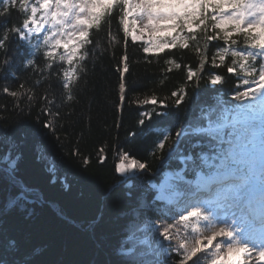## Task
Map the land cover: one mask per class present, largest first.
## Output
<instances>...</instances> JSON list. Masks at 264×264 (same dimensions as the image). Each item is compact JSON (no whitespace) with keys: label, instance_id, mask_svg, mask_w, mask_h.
Returning a JSON list of instances; mask_svg holds the SVG:
<instances>
[{"label":"snow or ice","instance_id":"snow-or-ice-1","mask_svg":"<svg viewBox=\"0 0 264 264\" xmlns=\"http://www.w3.org/2000/svg\"><path fill=\"white\" fill-rule=\"evenodd\" d=\"M13 10L22 19L9 24ZM114 16L119 20L125 48L116 69L120 73L118 111L126 95L129 37L134 43L144 41V53L159 56L168 50L169 57L164 60L170 66L167 71L182 68L172 58V49L189 50L198 57L195 68L183 66L187 69L185 85L172 91L170 97L158 98L153 93L133 101L153 106L151 111L140 113V125L153 114L166 115L158 109L167 108L170 99L179 107L188 98L189 85L199 88L205 78L213 86L226 82L223 73L208 72L205 77L206 65L224 68L244 90H235L232 99L238 103L232 108L218 99L216 105L201 109L200 119L205 124L181 125L175 139L160 133L153 156L166 147L171 155L181 138L192 135L207 137L210 144L214 141L217 151L211 158L202 153L200 159L208 171L198 172L196 181L177 194L175 210L157 208L154 201L147 200L133 210L140 221L135 224L136 231L145 233L140 242L144 247H129L126 242L109 247L96 235L101 221L97 216L83 226L93 235L94 246L77 264H264V0H0V72L10 70L15 63L16 57L9 55L15 39L18 50L24 49L20 52L23 67L39 74L32 88L20 84L17 90L4 87L2 91L21 111L27 108L31 112L39 105L45 119L37 118L41 128L32 129L35 135L44 136L41 129H47L60 140L57 128L64 127L63 121L72 115L70 102H78L77 93L87 85L86 79L81 84L88 74L86 62L95 59L97 49L101 54L105 51L99 34L105 27L111 28ZM138 22L143 25L140 29ZM145 32L149 33L146 40ZM108 37L109 47L120 42L111 31ZM214 41L217 43L212 44ZM210 44L216 49L211 58ZM38 59L43 60L42 65ZM44 84L47 87L37 96L35 87ZM65 107L67 112L62 111ZM27 135L18 129L0 132V144L8 145L0 156V264H64L40 260L39 249H26L16 227L9 224L12 217L24 215L20 210L26 207L32 191L19 175L23 153L18 136ZM72 154L80 156L78 149ZM106 158L101 148L97 159L103 164ZM116 159L115 172L122 177L149 170L147 162L130 157L127 151L118 152ZM82 160L85 166L90 163L87 156ZM49 171L55 173L54 164ZM57 214L65 215L63 209H57ZM151 214L158 218L152 219Z\"/></svg>","mask_w":264,"mask_h":264},{"label":"trees","instance_id":"trees-1","mask_svg":"<svg viewBox=\"0 0 264 264\" xmlns=\"http://www.w3.org/2000/svg\"><path fill=\"white\" fill-rule=\"evenodd\" d=\"M21 19L22 16L15 10L8 18L9 24L19 23ZM118 21L114 16L111 28L105 27L99 34L101 47L105 51L101 54L97 49L95 59L90 58L86 62L88 74L81 84L86 79L87 85L83 92L77 93L78 102H70L72 115L65 118L62 129L57 128L59 141L47 129H41L46 134L44 136L32 132L33 128H41L37 118L40 121L45 119L39 111V105L32 107L31 112L27 108L21 111L14 107L16 101L2 91L4 87H9L10 91L17 90L20 84L32 88L39 78L38 73L23 67L24 57L20 52L24 49L18 50L19 42L15 39L9 51V55L16 57L15 63L10 70L0 72V132L18 129L28 133L26 137L18 136L23 153L19 162V175L26 185L31 186L29 196L38 200L37 203L27 202L24 215L14 216L9 224L16 227L26 249H39V259L42 261L77 264L86 259L94 246V237L83 226L97 216H101V221L96 227V235L102 236L109 247L121 242H126L129 247H144L140 242L145 239V233L136 231L135 224L140 221L133 210L144 200L154 201L157 208L164 207L156 201L150 184L160 183L166 169L178 170L183 156L192 154L195 160L188 164L193 167L202 153H206V147L213 144L209 143L207 137L192 135L181 138L180 143L174 146L177 150L171 155L166 147L153 156L151 153L160 133H168L175 139V132L181 125L197 122L205 124L206 121L200 119L201 109L216 105L218 99L223 100L226 107L232 108L238 103L232 99L235 90L238 87L241 91L244 89L236 77L226 73L224 68L213 69L210 64L206 65L203 73L205 77L208 72L223 73L226 82L213 86L205 78L200 81L199 88L189 85L188 98L179 107L170 99L167 108L158 109L166 115L153 114L151 120L145 119L144 125H140V113L151 111L153 106H142L133 101L153 93L158 98L170 97L172 91L185 85L187 69L183 66L195 68L198 57L189 50L172 49V58L181 63L182 68L167 71L170 66L164 60L169 57L168 50L154 56L143 52V44L128 41L126 95L122 109L118 111L120 73L116 69L125 51L124 36ZM108 31L120 41L118 44L109 47ZM215 51L210 44L209 58ZM37 63L42 65L43 60L38 59ZM53 83L58 90L56 82ZM45 87L47 84L35 87L37 96L43 93ZM62 111L67 112L68 107ZM7 148L8 145L0 144V156L4 155ZM101 148L107 157L103 164L97 159ZM74 149L79 150L80 156L72 154ZM121 151H127L130 157L147 162L149 170L128 180L121 177L115 172L118 162L116 154ZM85 156L90 159L87 166L82 160ZM53 164L55 173L49 171ZM129 184L133 186L131 189ZM129 191L132 192L131 197ZM57 209H63L65 215H58ZM28 213L34 216H28ZM151 218L158 217L151 214Z\"/></svg>","mask_w":264,"mask_h":264},{"label":"rangeland","instance_id":"rangeland-1","mask_svg":"<svg viewBox=\"0 0 264 264\" xmlns=\"http://www.w3.org/2000/svg\"><path fill=\"white\" fill-rule=\"evenodd\" d=\"M131 19V18H130ZM118 24H119V21H118ZM143 27V25L141 24V23H137V29H140V28H142ZM137 34H140L139 33V31H137ZM148 35H149V33H147V32H145L144 33V36H145V40L148 38ZM128 41L129 42H131V43H133L134 44V42H132L131 41V38L129 37L128 38ZM138 42H141V43H144V41H136L135 43H138ZM146 172H140V173H138V174H145ZM119 174V173H118ZM120 175V174H119ZM121 176V175H120ZM122 177V176H121ZM136 177V176H135ZM123 178H126V177H123ZM131 178H133V176L131 177ZM131 178H129V179H131ZM127 179V178H126ZM128 180V179H127ZM177 180H176V178H175V176L174 175H166V177H165V179H164V181H163V183L161 184V186H159V187H155V186H152L153 187V189H154V191L156 192L155 193V198L157 199V200H160V201H163L164 199H165V196L168 194V195H171V194H174V193H176V190H175V182H176ZM2 194V193H1ZM157 197H160L159 199L157 198ZM52 205V204H51ZM29 216V215H28ZM31 216H34V215H31ZM13 218V217H12ZM25 218H27V217H25ZM129 240H131V239H129ZM134 240V239H133ZM148 240H151V236H148ZM135 246H137V247H139L138 245H135ZM132 247V246H131Z\"/></svg>","mask_w":264,"mask_h":264},{"label":"bare ground","instance_id":"bare-ground-1","mask_svg":"<svg viewBox=\"0 0 264 264\" xmlns=\"http://www.w3.org/2000/svg\"><path fill=\"white\" fill-rule=\"evenodd\" d=\"M181 156V155H180ZM169 157V156H168ZM168 157H167V159H168ZM166 159V160H167ZM165 160V161H166ZM186 165H185V163H184V160H183V157L182 158H180V168L179 169H181V168H184ZM168 168V167H167ZM196 177H197V174L195 175ZM0 196H2V194L0 193ZM2 204H3V201H2V199H0V206H2Z\"/></svg>","mask_w":264,"mask_h":264}]
</instances>
